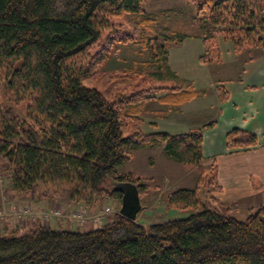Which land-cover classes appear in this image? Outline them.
I'll use <instances>...</instances> for the list:
<instances>
[{
    "label": "trees",
    "instance_id": "trees-1",
    "mask_svg": "<svg viewBox=\"0 0 264 264\" xmlns=\"http://www.w3.org/2000/svg\"><path fill=\"white\" fill-rule=\"evenodd\" d=\"M146 1L0 0V158L7 162L8 190L14 195L28 197L43 189L44 196L52 191V197L96 212L109 199L121 203L122 193L113 190L117 183L136 184L141 197L148 191L141 177L119 169L136 149L164 145L175 162L199 166L204 161L203 131L215 121L175 134L126 132L130 122L142 121L150 100L179 107L202 90L154 87L109 99L84 84L103 59L91 51L104 31L119 17L143 15ZM195 22L210 27L202 64L220 60L218 34L232 41L236 53L264 51V0H205ZM183 40L178 29L163 40L147 39L144 47L168 76L177 77L167 69V44ZM216 91L222 102L229 99L222 83ZM226 143L252 147L258 137L235 127ZM199 188H181L168 197L169 205L189 210L186 216L148 227L120 212L89 230L55 228L39 217L24 231L5 227L0 264H264V203L241 219L221 201H203Z\"/></svg>",
    "mask_w": 264,
    "mask_h": 264
},
{
    "label": "rangeland",
    "instance_id": "rangeland-1",
    "mask_svg": "<svg viewBox=\"0 0 264 264\" xmlns=\"http://www.w3.org/2000/svg\"><path fill=\"white\" fill-rule=\"evenodd\" d=\"M204 1L147 0L143 15L119 17L113 22L114 28L106 29L100 42L92 48V55H100L103 59L96 61L97 70L83 81L88 86L96 87L109 99L136 90H153L154 87L175 85H193L203 91L201 95L179 107L169 106L155 99L150 100L140 114L142 121L130 122L126 132L141 128L146 133L165 131L175 134L200 129L204 123L215 121L213 119L218 115L220 98L218 99L216 91L217 85L222 83L227 90L233 91L235 86L251 78L263 62L262 49L252 48L236 53L232 41L224 40L220 34L216 36L220 60L208 64L199 61V57L204 54V36L209 33L210 28L195 22L198 7ZM178 29L183 31L184 40L167 44V69L177 74V77H170L165 68L161 67V62L150 57L144 47V41L149 38L153 41L163 40ZM115 37L118 40L114 39ZM20 112L24 116L25 110L20 109ZM6 167L7 162L0 158V227H3L0 232H3L5 227L13 229L20 226V231H24L37 217L44 220L45 213L58 216L60 210H54L55 207L69 210L74 208L75 205H69L65 197L61 199L59 195L50 196V190L46 196L43 195V189H37L28 197L14 195L8 190ZM119 169L122 172H131L149 184L148 191L141 197L143 209L137 218L138 222L147 227L157 221L187 215L189 210L185 209L183 204H168L170 193L181 188L193 189L200 185L198 191L203 201L209 204L216 203L215 200L221 201L241 219H244L252 208L258 207L259 193L249 194L246 191L232 190L223 192L225 186L218 181L212 160L207 159L199 166L181 164L167 156L164 145L158 148L136 149L132 159ZM211 182L214 185H211ZM56 203L61 205L56 206ZM16 206H27L31 213L19 215L14 212ZM105 207L110 208V212L106 214L107 221L114 213L119 212L121 203L109 199L98 208V212ZM72 217L80 218L79 214ZM6 218L13 220L14 226L7 227L2 221ZM58 219H67L68 225L75 224L71 227L64 224L65 228L76 229L82 226L78 229L89 230L96 225L92 220H88L85 225H79L67 215L61 218L53 217L48 221L46 219L44 223L59 228L62 223L58 222Z\"/></svg>",
    "mask_w": 264,
    "mask_h": 264
},
{
    "label": "crops",
    "instance_id": "crops-1",
    "mask_svg": "<svg viewBox=\"0 0 264 264\" xmlns=\"http://www.w3.org/2000/svg\"><path fill=\"white\" fill-rule=\"evenodd\" d=\"M262 54L264 58V51ZM228 91L229 99L219 101L218 115L213 119L215 126L203 133L204 161L208 159L214 162L218 181L225 186L223 192L259 193V206L264 203V60L251 78L235 86L233 91ZM235 127L255 133L258 145L228 148L226 135ZM2 221L7 227L14 223L9 218ZM59 222L68 225L67 219ZM72 225L75 226L71 223L68 227Z\"/></svg>",
    "mask_w": 264,
    "mask_h": 264
},
{
    "label": "built area",
    "instance_id": "built-area-1",
    "mask_svg": "<svg viewBox=\"0 0 264 264\" xmlns=\"http://www.w3.org/2000/svg\"><path fill=\"white\" fill-rule=\"evenodd\" d=\"M54 210H60L58 216H53L50 213H45L44 214V220L48 221L51 220L53 217H58L61 218V216H69L77 221L79 225H85L88 220H92L95 224L99 225L103 223L104 219L106 218V214L110 212L109 207H105L103 210L92 213L90 210L83 206H74L71 210L63 207H55ZM76 211V212H75ZM14 212L19 214V215H24V214H29L31 213V209L23 206H16L14 208ZM76 214H79L80 218L72 217L76 216Z\"/></svg>",
    "mask_w": 264,
    "mask_h": 264
},
{
    "label": "water",
    "instance_id": "water-1",
    "mask_svg": "<svg viewBox=\"0 0 264 264\" xmlns=\"http://www.w3.org/2000/svg\"><path fill=\"white\" fill-rule=\"evenodd\" d=\"M113 190L122 193V202L119 212L123 216L136 221L138 214L142 210V202L138 186L132 182H122L115 184Z\"/></svg>",
    "mask_w": 264,
    "mask_h": 264
}]
</instances>
